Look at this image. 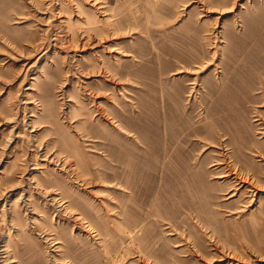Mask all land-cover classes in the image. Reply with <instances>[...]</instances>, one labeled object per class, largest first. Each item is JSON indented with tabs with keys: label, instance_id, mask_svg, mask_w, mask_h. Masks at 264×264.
I'll use <instances>...</instances> for the list:
<instances>
[{
	"label": "rangeland",
	"instance_id": "374dc122",
	"mask_svg": "<svg viewBox=\"0 0 264 264\" xmlns=\"http://www.w3.org/2000/svg\"><path fill=\"white\" fill-rule=\"evenodd\" d=\"M0 264H264V0H0Z\"/></svg>",
	"mask_w": 264,
	"mask_h": 264
},
{
	"label": "bare ground",
	"instance_id": "6f19581e",
	"mask_svg": "<svg viewBox=\"0 0 264 264\" xmlns=\"http://www.w3.org/2000/svg\"><path fill=\"white\" fill-rule=\"evenodd\" d=\"M246 181V180H245ZM240 182V181H239ZM241 182H243L244 183V181L243 180H241ZM249 184H250V182H249ZM253 184V183H252ZM236 186V185H235ZM252 186V185H251ZM25 205V204H24Z\"/></svg>",
	"mask_w": 264,
	"mask_h": 264
}]
</instances>
